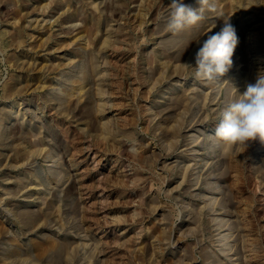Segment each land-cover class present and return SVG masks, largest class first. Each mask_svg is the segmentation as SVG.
<instances>
[{"label":"rangeland","instance_id":"1","mask_svg":"<svg viewBox=\"0 0 264 264\" xmlns=\"http://www.w3.org/2000/svg\"><path fill=\"white\" fill-rule=\"evenodd\" d=\"M171 2L0 0V264H264V144L215 137L264 72V0L180 33ZM230 16L210 85L186 64Z\"/></svg>","mask_w":264,"mask_h":264},{"label":"clouds","instance_id":"2","mask_svg":"<svg viewBox=\"0 0 264 264\" xmlns=\"http://www.w3.org/2000/svg\"><path fill=\"white\" fill-rule=\"evenodd\" d=\"M199 8L172 0L167 28L170 32L180 33L197 25L204 19L205 7L209 0H198ZM230 17L223 18L219 32L207 35L202 46L195 54L191 67L194 76L208 84L220 83L233 64L234 50L238 37ZM215 137L225 144H240L248 147L252 142L264 144V72L258 73L254 83H248L245 91L221 111ZM135 151L133 147L131 149Z\"/></svg>","mask_w":264,"mask_h":264},{"label":"bare ground","instance_id":"3","mask_svg":"<svg viewBox=\"0 0 264 264\" xmlns=\"http://www.w3.org/2000/svg\"><path fill=\"white\" fill-rule=\"evenodd\" d=\"M237 1H239V0H237ZM239 4V3H238ZM239 19H241V18H239ZM20 42V41H19ZM264 47V42H260L259 43V46L258 47ZM246 78V77H245ZM244 78V79H245ZM18 81H19V79H18ZM18 81H14V83H13V85H11V90H16L18 87H19V84L17 83ZM245 81V80H244ZM246 82V81H245ZM21 84V83H20ZM21 86V85H20ZM245 86V85H244Z\"/></svg>","mask_w":264,"mask_h":264}]
</instances>
